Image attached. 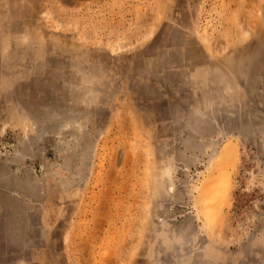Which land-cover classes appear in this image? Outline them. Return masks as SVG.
Returning <instances> with one entry per match:
<instances>
[{"label":"rangeland","instance_id":"obj_1","mask_svg":"<svg viewBox=\"0 0 264 264\" xmlns=\"http://www.w3.org/2000/svg\"><path fill=\"white\" fill-rule=\"evenodd\" d=\"M0 264H264V0H0Z\"/></svg>","mask_w":264,"mask_h":264}]
</instances>
